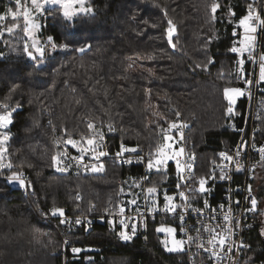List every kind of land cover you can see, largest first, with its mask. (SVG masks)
Instances as JSON below:
<instances>
[{
	"label": "trees",
	"instance_id": "16d2710c",
	"mask_svg": "<svg viewBox=\"0 0 264 264\" xmlns=\"http://www.w3.org/2000/svg\"><path fill=\"white\" fill-rule=\"evenodd\" d=\"M213 2L220 4L215 20L210 11ZM89 3L94 12L71 24L57 6L46 8V16L37 14L39 38L44 42L52 36L58 47L45 53L42 64L26 61L22 19L21 29L0 37V105H9L0 113L12 111L6 148L13 164L11 169H0V264H64L60 252L64 240L94 248L93 260L74 264H186L180 254L165 249L164 239L155 231L149 243L128 242L105 224L96 223L84 233L50 215L53 206L78 214L91 206L102 210L114 204L118 180L135 170L108 160L103 174H59L52 160L56 139L89 136L91 119L98 127H113L109 131L113 149L123 142L154 153L164 142L161 127L179 112L190 124L187 143L197 153V174L208 173L212 159L223 147L234 146L244 124L245 100L240 99L228 114L223 89L243 83L234 72L239 55L230 49L239 36L235 32L241 31L239 19L252 0ZM8 8L16 10L13 0H0V14ZM168 20L176 26L175 48L166 36ZM15 22L9 17L0 24ZM62 44L68 48L59 47ZM84 45L90 47L76 51ZM258 125L261 141L264 93ZM13 172L29 177L28 194L6 178ZM163 176L154 173L155 180ZM255 191L260 207L264 182L257 178ZM257 213L251 242L264 254V215Z\"/></svg>",
	"mask_w": 264,
	"mask_h": 264
},
{
	"label": "built area",
	"instance_id": "2783aa9c",
	"mask_svg": "<svg viewBox=\"0 0 264 264\" xmlns=\"http://www.w3.org/2000/svg\"><path fill=\"white\" fill-rule=\"evenodd\" d=\"M251 6L254 10L259 12L261 18H264V0H252ZM44 16H46V10ZM44 24L46 25V22ZM240 33V31L235 32L236 35H240ZM254 35L256 40L251 58L246 54L244 57L245 64L243 65L246 77L252 79L253 83L251 86H248L243 82L239 86V88L244 89L246 93H250V95L246 94L242 96V99L246 102L244 124L238 128L239 137L234 146L232 148L223 147L219 150L216 158L212 159L211 170L205 175L197 174V153L192 150L187 143L190 124L181 113L179 117L176 116L172 122L182 125L181 130L183 132V139L181 140L179 138L180 133L175 129L168 134L175 138L174 142L176 141L179 148H184V153L177 158L184 166V180H181L177 174L176 160H171L166 164L165 167L159 171L162 172L164 176L155 180L154 173L158 171L155 169L149 171L147 168V159L150 152L139 146L123 143L128 148H136L137 152L125 153L124 158L116 157L115 153L119 151L120 145L114 149L112 148L109 128L105 129L98 127L93 120L89 119L87 123H92L94 125V128L91 129V134L82 139L77 138V140L79 139L80 147H87L86 140L88 138H95L96 143L101 145L97 151H105L108 155L101 157L100 161L97 162L92 158L91 154L85 153L84 163H103L104 170L100 172L86 170L79 164L74 163L71 159H64L61 164V167H69L67 172L58 171L55 166L54 169L59 174L74 176L99 175L105 172L107 161L111 160L118 165L135 167V170L133 173L127 174L118 180L117 200L114 204L106 207L110 212H113L112 215L105 212V208L99 210L95 206H91L88 212L85 211L78 214H70L65 211V217L69 221V223L65 225L72 230L88 233L94 228L96 223L105 224L110 229L119 232L121 226L118 223L120 218L118 206L123 205L126 208L125 215L136 217V207H139L141 212H146V209L151 207L150 204H146L145 197L149 195L147 192L148 188L156 187L158 211L155 213L146 212L144 220L135 221L137 223V232L131 241L138 240L142 243H149L152 231H155L156 234L160 235L165 240L167 234L156 231L161 224H164L165 226L176 228V238L186 241L183 251L172 252L180 254V261L186 264H264V254L259 252L251 242V232L258 220V202L256 209L254 211L250 210L251 199H256L255 180L261 161L263 160L262 155H264L259 151L261 148H264V139L260 141L257 138V133L259 131L258 121L261 117V104L264 93V82L258 81L260 57L264 55V27L257 26V31ZM57 50L58 47L52 49L50 45L46 46V56L49 52ZM44 59H46V57ZM26 61L31 62L32 60L28 58ZM168 126L169 124L165 126L164 129H167ZM98 132L103 134L102 141H100L97 135ZM66 141L67 140L59 138L56 139L57 153L66 152L69 157L79 156V148L67 145L65 143ZM243 142H246V144L239 148L240 155L237 156L236 152L238 146L242 145ZM221 152H226L228 155L233 156V161L229 162L224 160L220 156ZM141 157L143 159H141ZM124 159H131L132 163H125L123 162ZM221 164L228 165L223 173L226 178H221V169L217 167V165ZM188 165H191L190 169ZM189 173H191L192 178H189ZM22 174L26 180L27 186H21L20 184H18V186L24 193L28 194L30 191V179L24 173ZM213 175L215 178H210ZM200 177L207 178V183L205 185V187L209 189L207 193L190 191L191 189L199 188L198 181ZM178 184L179 187H177ZM249 186L251 189L250 191ZM165 192L174 197L173 203L177 205L187 204L190 205V207L187 211H184L182 208H177L175 213L163 211ZM180 192H184L189 199L185 201L183 197L179 196ZM132 199L137 200L136 206L127 203ZM204 201H207V204H205ZM221 205H223V208H221ZM229 208L231 209L230 212L228 211ZM194 209H198L199 211H195ZM181 213L184 215V221L180 220ZM225 214L230 216V223L224 221L223 216ZM45 218L48 219V216ZM77 218L82 221L80 224L75 223ZM113 221H116L114 227L112 224ZM206 226L215 228L217 232H221L224 228L231 227L233 235L228 241V246H230L232 250L229 252L226 247L224 251H221L217 248L216 251L219 253V258L213 257L210 252L205 251L204 249L210 247L207 241L211 238V234L205 230ZM182 227L187 229V235L181 231ZM196 229H199V239L190 243L187 242L188 236H197ZM167 238L169 239V247H171V237ZM199 243H203L204 248L197 247ZM72 248H79L82 251L74 253ZM92 251H94L92 246L82 247L70 240H64L62 249L60 250L64 256V264H74L82 260L84 262H89L94 258L93 255H90Z\"/></svg>",
	"mask_w": 264,
	"mask_h": 264
},
{
	"label": "snow or ice",
	"instance_id": "6c2138e0",
	"mask_svg": "<svg viewBox=\"0 0 264 264\" xmlns=\"http://www.w3.org/2000/svg\"><path fill=\"white\" fill-rule=\"evenodd\" d=\"M13 2L16 5V10H13L12 8H8L7 12L5 14H0V22L5 21L7 18H11L13 21H17L13 23L10 26L3 27L2 24H0V37H3L5 33H14L17 29H21V25L18 22L20 19L23 20V27L22 31L25 33L26 39L24 40V46H23V52L27 55L29 59L36 62L38 65L42 64L45 57V50L46 46L50 45L52 49H56L57 45L53 42V37L48 36L46 40L42 43L41 39L38 37L37 33L40 29L39 23L36 21V15L37 14H44L45 7L46 6H57V9L63 16V18L68 21L70 24L71 22L78 16L81 15H90L94 12V9L91 6H86L88 0H13ZM30 5V6H29ZM220 8V4L218 2H213L210 5V11L212 13V19L215 20V13ZM51 14V13H50ZM234 14V13H233ZM168 28L166 30V36L168 39V42L171 44L173 48L176 47L175 44L172 43L173 34L176 32V26L173 23L172 20H168ZM239 26L243 28V38L239 41V47L233 46L230 51L232 53L239 54V59L235 62L236 67L234 69L235 75L237 79L243 80V82L251 86L253 81L250 78L246 77L245 69L243 65L245 64L244 54L248 53L249 57L251 58V54L254 49L255 40L256 37L253 35L257 31V26L264 27V18H261L258 11L254 10L251 5H249L247 14L244 15L242 18L239 19ZM59 47L61 48H68L67 44H62ZM90 47V45H84L82 47H79L76 49V51L84 52L86 48ZM31 49V50H30ZM0 55H3V53H0ZM213 61H209V63H212ZM259 82H264V55L260 57V63H259V76H258ZM17 87H19L17 85ZM223 94L225 99L227 100L229 107L227 108V113L232 114L233 113V105L236 103L237 97L244 96L246 94V91L239 87H225L223 89ZM0 107H3L4 109H8V104L0 105ZM14 111V109H13ZM177 117H179L180 113H176ZM12 123V111H6L3 114H0V169H11L13 167V164L11 163L10 158L7 156V148L6 143L10 139L8 132L3 131L4 129H7L9 125ZM89 129H93L94 125L92 123L88 124ZM182 125L176 123V122H169V126L167 129H164L161 127L160 131L163 135L164 142L161 144H158L154 153H149V157L147 159V168L149 171L155 169L156 171L162 170L167 162L169 160H176V168H177V174L181 180H184L185 177L183 175L184 173V166L181 164V161L177 159L179 156H181L184 153V148L180 147L178 150H176L173 146L172 141H174V137L172 135H169L168 133L171 132L173 129L178 131L180 133V139H183V132L181 130ZM113 127L109 125V131H113ZM99 136L100 141L103 140V134L97 133ZM67 145H71L74 148L78 147L80 155L77 157H69L67 156V153H57L55 156L52 157L53 165L57 168L58 171L61 172H67L69 170V167H61V164L63 163L64 159H71L74 163L79 164L86 170H91L93 172H100L104 170V164L103 163H84V155L85 153L91 154L92 158L99 162L100 158L103 156H107L108 153L105 151H97L99 147H101L100 144L96 143L95 138H88L86 140L87 147H80V142L69 138L66 142ZM246 144V142H243L242 145L238 146V150L236 152V155H240L239 148L243 147V145ZM262 154H264V148H261L259 150ZM137 152L136 148H128L126 147L123 142L120 144V149L115 153V156L118 158H124L125 153H135ZM220 156L226 160V161H233V156L228 155L226 152H221ZM141 159H143L141 157ZM262 159H264V155H262ZM7 161V163H5ZM125 163H132L131 159H124ZM189 169L191 168V165H188ZM217 167H220L221 169V178H226L223 173L227 169V164H221L217 165ZM240 170V169H237ZM189 178L191 177V173H189ZM212 179L215 178L213 175L210 177ZM9 181L17 182L21 186H27L26 180L23 177L22 173L13 172L11 176L7 178ZM199 188L198 189H191L190 191H197L199 193H207L209 191L208 188L205 187L207 183V178L200 177L199 178ZM139 186V185H137ZM179 187V184L177 185ZM249 186V191H250ZM148 196L145 197L146 204H150L151 207H148L146 209V212H157L158 211V202L156 200V193L157 188L156 187H150L147 189ZM179 196L183 197L185 201L189 199L187 195H185L184 192H180ZM80 197L78 196L77 199ZM174 197L172 195H168L167 192L164 193V205H163V211L168 213H175L177 211V208H182L184 211H187V209L190 207V205L187 204H180L177 205L173 203ZM130 205L136 206L137 200L132 199L127 202ZM205 204H207V201H204ZM238 203V201H237ZM251 209L254 211L256 209L257 201L256 199H251ZM221 208H223V205H221ZM195 211H199L198 209H194ZM105 212L109 213V215H112L113 212H110L108 208L104 209ZM135 211L137 213L136 217L133 216H127L125 215L126 208L121 205L118 206V212H119V225L121 226V230L117 233L118 237L123 241H131L137 232V223L135 221L137 220H144L146 216V212H141L139 207L135 208ZM228 211L230 212L231 209L229 208ZM50 215L54 217L60 218L61 223L67 224L69 221L65 217V209L62 207H56L53 206L50 209ZM214 219V218H213ZM223 219L226 223H230V216L225 214L223 216ZM180 220L184 221V215L180 214ZM82 221L77 218L75 220L76 224H80ZM90 223V222H89ZM116 221H113V227L115 226ZM146 226V224H145ZM206 231H208L211 234V238L207 241V243L210 245L209 248L204 249L205 251H208L211 253L213 257L219 258V253L216 251L217 248H219L221 251H224L227 247V251H231L232 248L228 246V241L230 237L233 235V230L231 227L224 228L221 232H217L215 228L207 227ZM36 231H40L39 229H36ZM157 232L159 233H165L167 234L164 241H162L165 249L169 252H179L184 250V245L186 243L183 239H177L176 238V228L165 226L164 224H161L157 229ZM181 231L187 235V229L181 228ZM197 236H188L187 242H192L196 239H199V229H196ZM226 233V235H225ZM167 237H171V247H169V239ZM243 246V245H241ZM199 248H204L203 243H199L197 245ZM72 251L74 253H79L82 251L79 248H72Z\"/></svg>",
	"mask_w": 264,
	"mask_h": 264
},
{
	"label": "rangeland",
	"instance_id": "374dc122",
	"mask_svg": "<svg viewBox=\"0 0 264 264\" xmlns=\"http://www.w3.org/2000/svg\"><path fill=\"white\" fill-rule=\"evenodd\" d=\"M90 2V0H88V2H87V4H86V6H91L92 7V5L89 3ZM48 7H54V5H52V6H46L45 7V9L47 8L48 9ZM93 8V7H92ZM94 9V8H93ZM49 14L47 13V16H48ZM36 21H37V23H39V25H40V28H41V22H40V19H38V17H37V15H36ZM20 23V22H19ZM20 25H21V23H20ZM22 25H23V22H22ZM39 31H40V29H39ZM39 31H38V33H37V35L39 34ZM241 33H240V35L237 37V40H236V45L235 46H237V47H239L240 45H239V41L243 38V28L241 27V31H240ZM176 34V32L173 34V36ZM236 35V34H235ZM254 35V34H253ZM255 36V35H254ZM38 37H39V35H38ZM46 40V39H45ZM41 42H42V40H41ZM43 43V42H42ZM254 47H255V45H254ZM45 53H46V50H45ZM246 54H248V53H245L244 54V57L246 56ZM239 55V54H238ZM240 58V57H239ZM238 58V59H239ZM237 59V60H238ZM236 60V61H237ZM239 87V86H238ZM242 97V96H241ZM241 97H240V99H241ZM239 100V98L237 97V99H236V103L232 106L233 107V112L235 111V108H236V106L238 105V103H237V101ZM0 108H3V107H0ZM4 112H1L0 114H3ZM3 131H6V129H4ZM7 132V131H6ZM69 138H71V139H75V140H77V138H72V137H69ZM69 138H67V139H65V140H68ZM79 138H83V137H79ZM79 140V139H78ZM77 140V141H78ZM172 143H173V146H174V148L176 149V150H178L179 149V147L177 146V144H176V141L174 142V141H172ZM7 144V143H6ZM57 144V143H56ZM6 146V145H5ZM171 160H169L168 162H167V164L170 162ZM19 173V172H18ZM11 176V175H10ZM9 176H6V178H8ZM257 179H258V182L260 183H263L264 182V168H260V170L258 171V174H257ZM11 183L12 184H19V183H17V182H12L11 181ZM257 201V200H256ZM261 204V207L262 208H264V199L260 202ZM264 215V214H263Z\"/></svg>",
	"mask_w": 264,
	"mask_h": 264
},
{
	"label": "water",
	"instance_id": "95a60500",
	"mask_svg": "<svg viewBox=\"0 0 264 264\" xmlns=\"http://www.w3.org/2000/svg\"><path fill=\"white\" fill-rule=\"evenodd\" d=\"M259 212H261V213H264V208H262L261 206L259 207Z\"/></svg>",
	"mask_w": 264,
	"mask_h": 264
},
{
	"label": "crops",
	"instance_id": "0c3cea01",
	"mask_svg": "<svg viewBox=\"0 0 264 264\" xmlns=\"http://www.w3.org/2000/svg\"><path fill=\"white\" fill-rule=\"evenodd\" d=\"M241 97V96H240ZM240 97H238L239 98V100L237 101V103H239V101H240ZM241 99H242V97H241Z\"/></svg>",
	"mask_w": 264,
	"mask_h": 264
},
{
	"label": "flooded vegetation",
	"instance_id": "af4514ba",
	"mask_svg": "<svg viewBox=\"0 0 264 264\" xmlns=\"http://www.w3.org/2000/svg\"><path fill=\"white\" fill-rule=\"evenodd\" d=\"M262 214H264V213H262Z\"/></svg>",
	"mask_w": 264,
	"mask_h": 264
}]
</instances>
